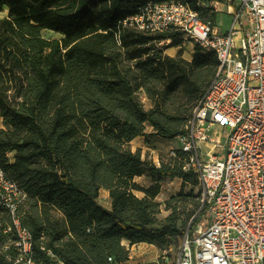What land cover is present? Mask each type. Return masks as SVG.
<instances>
[{"label": "trees", "instance_id": "obj_1", "mask_svg": "<svg viewBox=\"0 0 264 264\" xmlns=\"http://www.w3.org/2000/svg\"><path fill=\"white\" fill-rule=\"evenodd\" d=\"M149 1L169 0H0V14L6 12L0 19V165L27 195L21 222L45 262L41 247L64 264H125L122 241L162 248L169 237L193 231L205 213L202 207L181 229L180 193L166 203L171 213L158 226L159 186L134 182L145 175L198 184L177 159L157 167L129 143L184 134L219 66L214 53L198 47L190 61L162 56L156 43L178 47L183 40L174 30L119 28ZM177 1L214 23L213 9L201 6L212 0ZM43 31L60 38H45ZM101 190L109 209L98 202ZM0 264H7L2 255Z\"/></svg>", "mask_w": 264, "mask_h": 264}, {"label": "built area", "instance_id": "obj_2", "mask_svg": "<svg viewBox=\"0 0 264 264\" xmlns=\"http://www.w3.org/2000/svg\"><path fill=\"white\" fill-rule=\"evenodd\" d=\"M219 5L231 17L225 33L177 0L149 1L118 26L147 34L174 30L219 63L167 153L195 174L205 208L197 227L185 233L175 264H264V0L201 4L214 12ZM213 129L220 137H210ZM203 143L212 152L204 153ZM26 198L0 165V255L7 264H64L43 247L49 262L36 258L32 234L21 222ZM166 256L162 251L160 259Z\"/></svg>", "mask_w": 264, "mask_h": 264}, {"label": "rangeland", "instance_id": "obj_3", "mask_svg": "<svg viewBox=\"0 0 264 264\" xmlns=\"http://www.w3.org/2000/svg\"><path fill=\"white\" fill-rule=\"evenodd\" d=\"M6 11V10H5ZM6 16V12L0 14V19ZM217 23L224 26V29H228L231 23V17L226 14V12H220L217 17ZM42 36L45 38H56L59 39L60 36L53 34L51 32L43 31ZM239 37V36H238ZM240 38H237L235 41V47L238 48L240 46L239 42ZM169 42H159L154 45L156 51H160L162 56H170V57H181L184 60L190 61L192 54L195 52L196 46L192 43L181 40V43L178 47H169ZM138 99L143 105L145 110H149L151 108L150 101L146 98L143 92L137 93ZM146 133L151 132L152 129L150 126H146ZM210 137L217 138L220 137L219 129H213L209 133ZM175 144L174 140H164L160 138L156 139H148V143L145 144V140H138L137 142H132L129 145L130 150L132 152L139 151L142 159L147 161L156 163L157 161H166L168 150L173 147ZM210 145L203 143L201 148L204 153L211 151ZM212 152V151H211ZM134 182L139 185L142 189L149 188L157 184L159 186V193L155 197L154 201L159 206V213L156 215L157 225L160 226L165 222V219L168 215H170L171 210L167 209V202L171 199V197H175L182 193L180 199L175 203L176 213L179 215V227L181 229L186 230L191 220L200 212V188L197 185H192L190 183H183L181 179H171V178H155L151 179L147 176H141L134 179ZM107 192L102 191L98 198L99 204L103 206H107L108 198ZM134 194L137 197H142L143 192L134 191ZM204 216H201V218ZM200 222V221H199ZM199 224V223H198ZM185 236V231L183 234L169 237L167 243L162 248L156 247L159 253L162 251H166L167 256L162 261L160 259L161 254H158V258L154 260V262L149 259V256L141 258L135 256V254L139 253L134 250L131 253V258H128V262L125 264H175L176 259L178 257L181 244L183 242ZM138 251V252H137ZM129 255V252H128ZM129 257V256H128Z\"/></svg>", "mask_w": 264, "mask_h": 264}, {"label": "crops", "instance_id": "obj_4", "mask_svg": "<svg viewBox=\"0 0 264 264\" xmlns=\"http://www.w3.org/2000/svg\"><path fill=\"white\" fill-rule=\"evenodd\" d=\"M220 12H225V8H224V6H222V5L217 6V12H215L214 24L216 25L217 29H218L221 33H225L227 30L224 29V26H222L221 23H220V24L217 23V17H218V14H219ZM238 36H240V35H238ZM238 36H237V38H240V37H238ZM237 38H236V39H237ZM239 42H240V40H239ZM0 128H3V127H2V123H1V119H0ZM148 133H150V132H148ZM156 138H157V137H154V138H151V139L153 140V139H156ZM157 139H158V138H157ZM138 140H143V141H144L143 138H141V137H137V138L133 139V140L129 143V145H131L132 142H137ZM102 191L106 192L105 190H101L100 193H101ZM106 194H107V198H108V193H106ZM99 196H100V194H99ZM102 206H103V205H102ZM109 206H110V204H109V200H108V202H107V206H103V207L109 209ZM121 244H122L124 247H126V249L128 250V252H129V257H128V258H131V253H132V251L137 250V249H138V251L142 249V251H140L139 253L135 254V256H138V257H141V258H144V257L149 256V259H151V260L153 259V260H152L153 262H154L155 259L158 258V256H159L158 254H161V253H159V251L157 250V248H156L155 245L141 243V244H136V245H132V246H130L129 243H128L127 241H122ZM138 251H137V252H138ZM127 262H128V261H127Z\"/></svg>", "mask_w": 264, "mask_h": 264}]
</instances>
